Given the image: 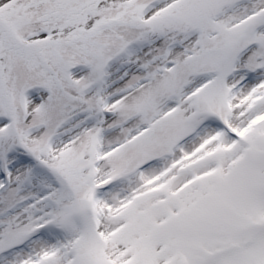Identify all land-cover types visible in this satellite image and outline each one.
I'll use <instances>...</instances> for the list:
<instances>
[{
	"label": "snow or ice",
	"instance_id": "snow-or-ice-1",
	"mask_svg": "<svg viewBox=\"0 0 264 264\" xmlns=\"http://www.w3.org/2000/svg\"><path fill=\"white\" fill-rule=\"evenodd\" d=\"M0 264H264V0H0Z\"/></svg>",
	"mask_w": 264,
	"mask_h": 264
}]
</instances>
